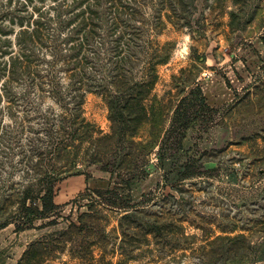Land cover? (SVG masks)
<instances>
[{"label": "rangeland", "instance_id": "1", "mask_svg": "<svg viewBox=\"0 0 264 264\" xmlns=\"http://www.w3.org/2000/svg\"><path fill=\"white\" fill-rule=\"evenodd\" d=\"M123 6L116 24L109 4L93 11L95 35L80 70L96 90L83 112L101 137L97 164L86 144L84 161L72 151L37 166L30 142L40 137L19 126L26 111L32 121L24 125L34 126L37 114L58 111L49 88L12 110L0 101V264H264V0ZM67 31L55 33L62 56ZM53 69L67 94L64 65ZM197 89L203 104L187 103L190 122L162 145L174 107ZM139 91L124 124L112 122L109 100L123 107ZM49 180L58 208L40 215ZM25 190V206L39 211L24 213Z\"/></svg>", "mask_w": 264, "mask_h": 264}, {"label": "trees", "instance_id": "2", "mask_svg": "<svg viewBox=\"0 0 264 264\" xmlns=\"http://www.w3.org/2000/svg\"><path fill=\"white\" fill-rule=\"evenodd\" d=\"M13 0H7L6 4L0 5V101L5 99L8 103L7 109L12 110L18 100L26 101L31 93L38 99L43 98L45 87L46 91L54 100L57 106V112L54 114V106L49 107L43 115L35 116L38 121L34 125H24L32 121L27 119V112L22 118V124L19 126L21 132H32L40 137L30 142V150L34 153L33 157L38 158L37 166H41L44 159L47 160H68L72 151L76 152L72 159L82 160L80 150L84 145H88V156L90 164L98 163L99 144L101 137L95 126L88 122L84 117L83 104L84 98L88 93H96L92 86L85 84V79L81 74L83 69V60L85 50L90 46L93 36L95 9H102V3L109 4V12L112 15V21L116 24L119 17L127 14V9L123 6L124 0H53V4L44 5V0H22L16 2V6L11 8ZM35 3L34 5H32ZM73 25L71 29L69 27ZM64 39L66 47L65 55H61V47L57 43L56 32L67 30ZM37 53L44 52L51 56V61L43 63ZM62 62L64 72L68 80L66 87L67 94H64L58 87L54 76V65ZM162 61L161 63H164ZM41 67H45L44 70ZM141 91L145 88V80L140 83ZM19 88V92L16 89ZM131 98L128 94V100L122 107L117 98H107V106L112 115V122L118 119V123L124 124V118L127 106L135 102L139 104V95ZM127 94V93H126ZM204 99L201 92L191 90L184 98H181L176 107H174L169 128L166 130L162 139L164 145L170 139L177 138L181 129L187 127L191 120L193 112L188 106L194 103L203 104ZM142 111L144 109L143 105ZM111 118V117H110ZM40 121V122H39ZM37 127L36 131L33 130ZM126 139L134 137L128 134ZM100 137V138H99ZM105 138V136H104ZM112 140V135L106 136ZM39 141V142H38ZM133 141V140H132ZM35 143H40L39 153L34 147ZM87 157V156H86ZM78 162L75 161L77 166ZM56 174V171L54 172ZM46 186H41V204L40 215L52 213L58 206L54 203V185L55 182L49 180ZM25 190L22 198V209L24 213H34L39 208L26 207V198L29 193Z\"/></svg>", "mask_w": 264, "mask_h": 264}]
</instances>
